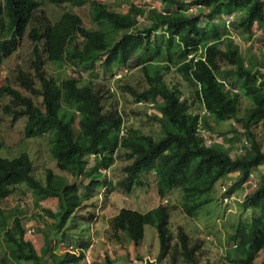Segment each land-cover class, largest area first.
Instances as JSON below:
<instances>
[{
	"label": "trees",
	"instance_id": "1",
	"mask_svg": "<svg viewBox=\"0 0 264 264\" xmlns=\"http://www.w3.org/2000/svg\"><path fill=\"white\" fill-rule=\"evenodd\" d=\"M160 1L167 5L163 11L158 7L131 4L124 13L116 11L113 4L97 0H0V66L27 35L33 42V65L40 85L37 88L34 79L22 76V83L31 91V95H26L8 78L0 86V92L11 98L4 112L13 118H27L25 137L47 138L59 170L48 168L43 181L36 178L34 161L28 152L15 158L0 156V200L12 195L15 187L22 184L33 190L37 206L56 198L58 212L51 209L45 212L58 221L53 228L62 232L68 220L78 215L76 212L81 207L86 208L79 194L82 185L92 192L101 187L112 191L115 187L128 193L132 187L142 184L146 174H152L161 195H165L166 189L182 190L180 207L194 217L211 202V198L197 200V197L210 192L218 181L237 172L224 190L230 197L243 188L254 168L264 165V152L254 130L261 124L264 132V41L260 57L252 53L244 57L239 44L226 38L221 26L215 23L224 13L245 9L239 26L246 33H252L256 23L259 33L264 34V0ZM43 3L73 6L89 3L98 28L85 27L82 17L72 12H65L52 22L41 8ZM189 5L206 9L188 13ZM140 17L148 23L141 24ZM48 63L58 68L69 66L75 72L70 78L59 80L47 74ZM222 64L231 67L223 70ZM82 65L111 75L120 68L141 65L148 87L126 89L136 100L155 101L156 113L151 119L161 126L158 136L126 126L118 109L119 95L110 102L115 90L86 80L87 74L79 72ZM171 68L192 87L191 100L183 98L179 86H171L166 81L165 73ZM234 78H238V83L228 82ZM227 87L237 90L230 94ZM34 95L41 98L40 104ZM244 98H248L251 106L241 114ZM192 102L201 103L205 114L191 112ZM230 119L241 124L249 142L238 157H233L228 147L220 143L207 145L201 132L215 130L212 122L220 124ZM230 129L237 137L242 134L234 125ZM3 146L0 140V150ZM122 154L130 161L123 167L118 186H114L101 169L111 171L116 156ZM81 176L87 178L86 183L77 182ZM242 204L258 214L236 224L228 239L231 248L225 254L227 264H251L254 256L264 251V173L259 185L245 196ZM170 211L163 204L146 212L123 207L109 219L113 236L121 240L125 234L140 244L146 227L150 226L158 236L160 254L169 256L171 262L182 257L189 264H217L204 259L203 242L192 240L183 226L179 225L176 233L170 228ZM92 217L88 211L87 219ZM22 221L17 209L0 207V237L6 245L0 262L45 264L47 253L38 254L32 241L27 239ZM45 251L52 252L54 264H77L85 255L81 252L77 256L69 251L58 255L50 247V239L44 242ZM103 261L114 264L107 252L103 254Z\"/></svg>",
	"mask_w": 264,
	"mask_h": 264
},
{
	"label": "rangeland",
	"instance_id": "2",
	"mask_svg": "<svg viewBox=\"0 0 264 264\" xmlns=\"http://www.w3.org/2000/svg\"><path fill=\"white\" fill-rule=\"evenodd\" d=\"M97 1L108 5L113 4V8L116 11L121 12L128 11L131 4H135L137 6H147L149 8L155 4L157 6L159 5V3L155 2L157 0ZM186 1L188 3L191 2V0ZM189 7L190 6L187 8ZM42 8H44L52 21L60 19L64 12L70 11L72 13H77L82 17L85 27L93 29L98 28L95 21H93V10L90 4H86L82 7H76L70 4L56 5L43 3ZM165 8H167L166 4ZM161 9H164V7H161ZM200 9L206 8L201 7ZM230 15L224 13L221 15L222 17L216 19L215 23L223 29L221 33L226 35V38H229L239 44L240 52L244 57L249 53L260 57L263 52L262 42L264 41V34L259 33L257 24L254 25L252 33H246L243 28L239 26V23L245 17V13L240 9L234 11V17H228ZM140 23H148V21L145 20V18L140 17ZM161 30L162 29H160L158 33H160ZM63 33H66V31L64 30ZM32 49L33 42L27 37V35H25L21 40L19 48L11 55H8L3 64L0 66V86H3L5 81L10 78V83L16 89L26 95H31V91L27 86H25V84L22 83V76L25 75L34 79L37 88L40 86L38 77L35 75ZM230 67L231 66L227 64H222L223 70ZM45 69L47 70V74L50 76H56L59 80L70 78L71 74H73V70L69 66L65 68H58L48 63L46 64ZM80 70H82L83 75L87 74L86 80L90 79L95 83L102 84L105 88L112 89V91L116 90V92L113 93L112 97L109 99L110 102H112L114 101L115 96L119 95L120 101L118 109L123 114L127 126H133L137 129L139 128L145 133L153 134L155 137L158 136L161 126L156 120L151 119V115L154 113V110L149 106H137L135 97L126 89L127 87H133L138 90H144L148 87L147 77L141 65L129 66V73L122 79H116L114 75H111L102 69H92L89 65H82ZM165 79L169 85H177L182 89L183 98H189L191 100V96L194 91L176 69L171 68L170 71L166 72ZM233 81H237L238 83V78H234L228 82L231 83ZM239 86L240 84H238L236 88L239 89ZM236 88L228 87L227 89L228 92L232 94V92L237 90ZM33 97L38 104L41 103V98L39 96L34 95ZM10 102V96L7 93L0 92V140L4 145L0 150V156L15 158L25 152H28L34 161V174L36 178L44 181L45 173L48 168H52L56 172H59L55 164L56 162L50 153L48 140L46 137H25V125L27 118H13L12 115L4 112V107L10 104ZM250 104L251 103L248 98L243 99L241 114L246 108L251 106ZM191 112H199L203 115L205 114V109L201 103L196 102V104H194L192 102ZM212 124L215 127V130H202V134L205 136L207 145L213 142L220 143L223 146L228 147L233 157H238L244 153L242 142L246 139V135L242 133L244 132V129L238 121L230 119L220 124H214V122H212ZM232 125H234L239 132L242 133H240L241 135L239 137H237L234 131L230 129ZM254 130L261 149L264 152V132L261 124L256 126ZM123 154L121 156H116L115 163L111 167V171L109 170L110 175H108V178L111 179L114 186L118 184L119 178L121 179L123 176V167L130 161V159ZM89 161H93V158H90ZM263 173L264 165L254 168L243 188L230 197L226 196L223 185H229L237 175V172L228 175L226 179L218 181L210 192L197 197V200L211 198V202L205 204L194 217L188 216L180 207L183 198L182 190L178 188V190L166 189L165 195H161L159 186L156 183V178L152 174H146V177L142 180V184L132 187V190L128 193H124L123 191H120L119 188L116 189L114 187V190L106 195L107 190H104L106 187H101L99 190H102V193H98V196H100L99 204L96 199L95 204L88 206V209L81 207L79 211L76 212L78 216L74 215L75 219L71 218L68 221L65 231L61 232V230H59L55 240L58 245L56 251L59 253V248L62 247L61 249H63L64 246L66 249H69V245H73L74 247L82 245V241L75 236L85 232L86 237L83 235L80 236L86 238V242L94 239L95 237L98 242L95 244L96 247L98 248L100 246V249L103 250L101 256L102 258L100 259V262H97V264H105L103 261V254L105 252L110 254V256H113L114 264H130L131 262H134L133 258L140 261L141 259L144 260V257L147 256L153 258L156 261V264H189L185 262L182 257H178L174 262H171L169 256L161 255L158 236L156 231L150 226L146 227L145 237L140 244L128 239L125 234H122L121 240L113 236L109 219L118 214L121 207L132 208L143 212L152 209V207H155L158 204L164 203L171 210L169 220L170 228L175 233L179 225L183 226L186 232H188L191 236L192 240H201V242H203L204 247L202 251L206 254L204 259H210L217 264H227L225 254L231 248V245L228 243V239L233 233L236 224L249 221L252 217L258 214L256 210L245 207L242 202L245 196L259 185ZM68 178L69 180H73L69 175ZM77 182L84 184L87 182V178L81 176ZM79 194L84 200H87L86 198L94 195L88 201L96 198L95 192L85 188V184L80 187ZM52 201L53 202L50 203L54 204L57 199L52 198ZM21 202H24V206H21ZM167 202L169 203L167 204ZM0 207L7 210L17 209V212L22 217L24 224L26 226L32 224L35 227L34 236L29 235L35 237V235H37V233L41 230L38 215L40 211L44 210L42 207L51 208V205L47 203L42 204L39 210L38 206L35 204L33 190L26 184H22L15 187L12 195L0 200ZM53 207L56 208V204H54ZM88 211L92 212L93 221H83L80 218L81 216L86 217ZM95 217L97 218L95 219ZM39 237L41 239L42 235ZM30 238L31 237H29V239ZM74 238L76 241L73 242ZM175 242L176 239H174V243ZM5 246V242L0 237V256L3 255ZM62 251L66 252L65 249ZM253 259V263L251 264H264V251L257 253ZM0 264L2 263L0 262ZM80 264L84 263L80 262Z\"/></svg>",
	"mask_w": 264,
	"mask_h": 264
},
{
	"label": "crops",
	"instance_id": "3",
	"mask_svg": "<svg viewBox=\"0 0 264 264\" xmlns=\"http://www.w3.org/2000/svg\"><path fill=\"white\" fill-rule=\"evenodd\" d=\"M241 11L242 12H244V10L243 9H241ZM176 190V189H175ZM178 190V189H177ZM50 202H53L52 201V199H47V200H45L44 201V203H42V204H49V205H51V210L55 213V212H58V210H59V205H58V201H55V203L54 204H56V208L55 207H53V205L54 204H51ZM39 217V220H40V225H41V230H40V232L39 233H37V235H35V237H32V236H29V237H31L30 239L29 238H27V239H29V240H31L32 241V243L34 244V246H35V248H36V250H37V252H38V254L39 255H43V254H46L45 255V257H44V261H45V264H54V262H53V260H52V257H51V255H50V253H52V252H50L49 253V251H45L44 252V242L47 240V239H50V247H52L53 248V250H54V252L55 253H57V251H56V248L58 247V245H57V242L55 241L56 240V236H57V234H58V232H59V230H57V229H54L53 228V226H55L56 224H57V220L55 219V218H49V219H46V218H44V217H42L41 215H38ZM82 220H84V218L83 217H80ZM25 225V224H24ZM39 225V226H40ZM45 229H46V232H45ZM80 234H84L85 235V232H83V233H80ZM40 235H42V238L40 239ZM79 234H77L75 237L76 238H78L79 240H81L82 242L83 241H86V238H84V237H81L80 235L78 236ZM34 236V235H33ZM46 237V238H45ZM74 241H76L75 240V238H74V240H73V242ZM89 241H87L86 242V244L84 245V247H82V245H78V247H76L75 246V250L77 251V256L81 253L80 252V250H82V252H84V254L86 253V251H87V249H88V247L91 245V244H94V246H93V248H92V250H91V257L94 259V264H97V263H95V259H97V261H99L100 262V259L102 258L101 256H102V253H103V250H101L100 249V246L97 248L96 247V245L95 244H97L98 242H97V240H96V238L94 237V239L87 245V243H88ZM54 243H55V246H54ZM81 244V243H80ZM83 244V243H82ZM62 248V247H61ZM61 248H59V253H57L58 255H63L64 253H66L68 250L65 248V246H64V248L63 249H65V251L66 252H63L62 250L63 249H61ZM69 248H74V246L73 245H69ZM63 252V253H62ZM85 256H86V254H85ZM84 256V257H85ZM94 256V257H93ZM84 257H83V259L80 261V262H83L84 264H86V262H85V259H84ZM100 257V258H99ZM113 257V256H112ZM131 258H133V257H131ZM80 262H78L77 264H80ZM2 263V262H1ZM3 264V263H2ZM4 264H6V263H4ZM9 264H31L30 262H19V263H17V262H10Z\"/></svg>",
	"mask_w": 264,
	"mask_h": 264
},
{
	"label": "clouds",
	"instance_id": "4",
	"mask_svg": "<svg viewBox=\"0 0 264 264\" xmlns=\"http://www.w3.org/2000/svg\"><path fill=\"white\" fill-rule=\"evenodd\" d=\"M155 1V0H154ZM186 1V0H185ZM155 2H157V3H159V5L157 6L156 4L155 5H153L152 7H158L161 11H163V10H165V4H163L160 0H158V1H155ZM66 4H69V3H66ZM87 4H89V3H87ZM43 5V4H42ZM71 5V4H70ZM73 6V5H72ZM190 7L189 8H187V12L188 13H193L194 11H199L200 10V8H201V5H189ZM76 7H82V6H76ZM161 7H164V9H161ZM41 8H42V6H41ZM43 10H44V8H42ZM129 9V8H128ZM237 10H240V8L239 9H237ZM237 10H235V11H237ZM244 10V13H245V9H243ZM66 12H70V11H66ZM127 12V11H126ZM126 12H124V13H126ZM65 13V12H64ZM63 13V14H64ZM74 13V12H73ZM233 13L234 12H232L231 14L232 15H230V16H228V17H234V15H233ZM62 14V15H63ZM75 14H77V13H75ZM48 15V14H47ZM61 15V16H62ZM77 15H79V14H77ZM80 16V15H79ZM50 18V17H49ZM145 20H146V18H145ZM52 21V20H51ZM57 21V20H56ZM52 22H55V21H52ZM256 24V23H255ZM254 24V25H255ZM254 27V26H253ZM24 38V37H23ZM22 38V39H23ZM74 72H75V70H73V74H74ZM80 73H83L82 71H79ZM117 73H123L122 74V76L121 77H117ZM129 73V67H124V68H120L118 71L117 70H115L114 71V77L116 78V79H122L125 75H127ZM73 74H71V76L73 75ZM113 75V74H112ZM70 76V77H71ZM228 88V87H227ZM114 92H116V90L114 91ZM136 104H137V106H149L151 109H153L154 110V113H156V109H155V101L154 100H149V101H145L144 99H140V100H136ZM126 122V121H125ZM126 124V123H125ZM127 126V125H126ZM202 132V131H201ZM125 133V130H124V132H122V135ZM204 136V135H203ZM204 139H205V136H204ZM205 141H206V139H205ZM206 144H207V141H206ZM210 145V144H209ZM244 146V141L242 142V147ZM244 150V149H243ZM117 153V152H116ZM93 158V157H92ZM92 164V161L89 163V167H90V165ZM105 174H107V175H110V171H108V170H106V169H101ZM155 177V176H154ZM156 178V177H155ZM156 183H157V180H156ZM158 185V184H157ZM229 185L227 184V186L226 185H223V189H224V187H228ZM109 188H105L104 190H107V193H106V195L108 194V193H110L111 191L110 190H108ZM179 189V188H178ZM114 190V189H113ZM224 190H226V189H224ZM95 192V196H96V198L95 199H92V200H90V201H88V200H85L84 202L86 203V209H88L87 207L88 206H91V205H94L95 204V202H96V199L98 200V204H99V198H100V196H98V193H102V190H99V191H94ZM94 195H92V197H93ZM91 197V198H92ZM90 198V199H91ZM35 199V198H34ZM45 201V200H44ZM44 201H42V202H40V205L38 206V209L40 210V208H41V205H42V203H44ZM169 202H167V204H168ZM35 204H36V202H35ZM158 205H160V204H158ZM158 205H156V206H158ZM163 205H166V204H164L163 203ZM21 206H22V202H21ZM155 206V207H156ZM167 206V205H166ZM44 210L43 211H40V213H39V215H41L42 217H44V218H46V219H51L52 217H50V215H48V213H46L45 212V209H51V208H47V207H42ZM122 208V207H121ZM152 208H154V207H152ZM139 211V210H138ZM147 211V210H146ZM146 211H143V212H146ZM142 212V211H141ZM55 213H57V212H55ZM91 214H92V212H91ZM78 216V215H77ZM79 216H81V215H79ZM92 216H93V214H92ZM21 217V216H20ZM82 217V216H81ZM89 217V216H88ZM22 218V217H21ZM54 218V217H53ZM71 218H73V217H71ZM70 218V219H71ZM84 218V220L83 221H93L94 219H87V216L86 217H83ZM97 217H95V219H96ZM69 221V220H68ZM23 222V221H22ZM24 223V222H23ZM67 224H68V222H67ZM67 224H66V226H67ZM26 226V225H25ZM65 226V227H66ZM65 229V228H64ZM65 231V230H64ZM64 233V232H63ZM80 235H82V234H80ZM29 235H27V237H28ZM83 236L84 237H86L84 234H83ZM29 238V237H28ZM93 240V239H92ZM92 240H89V242L87 243V245L92 241ZM86 243V242H85ZM92 245V244H91ZM90 245V246H91ZM89 246V247H90ZM93 246H94V244H93ZM88 247V248H89ZM69 252H72V253H77V251L75 250V247L74 248H69V249H67ZM80 252H82V250H80ZM86 254V253H85ZM85 256V255H84ZM149 259H148V261H147V263L148 262H153V263H155L156 264V261L153 259V258H151V257H149V256H147ZM113 258V257H112ZM146 257H144V259H145ZM84 259H85V257H84ZM141 259V258H140ZM151 259V260H150ZM133 260H135L134 258H133ZM132 260V261H133ZM140 261H143V259H141ZM140 261H138L137 260V262H140ZM86 262V261H85ZM98 261L97 260H95V263H97ZM132 263H134V262H131L130 264H132ZM87 264V263H86ZM136 264H138V263H136Z\"/></svg>",
	"mask_w": 264,
	"mask_h": 264
},
{
	"label": "built area",
	"instance_id": "5",
	"mask_svg": "<svg viewBox=\"0 0 264 264\" xmlns=\"http://www.w3.org/2000/svg\"><path fill=\"white\" fill-rule=\"evenodd\" d=\"M123 73H117V77H121ZM248 146L249 142L247 139L244 140V146ZM224 189H226V187H224ZM22 206H24V202H22ZM25 232L27 235H34L35 234V227L31 224V225H27L25 226ZM93 248V244L87 249L86 251V256H85V261L87 264H94V259L91 257V250ZM148 257H146L143 261L137 262V260H134V263L132 264H147L148 261ZM151 260V259H150Z\"/></svg>",
	"mask_w": 264,
	"mask_h": 264
},
{
	"label": "water",
	"instance_id": "6",
	"mask_svg": "<svg viewBox=\"0 0 264 264\" xmlns=\"http://www.w3.org/2000/svg\"><path fill=\"white\" fill-rule=\"evenodd\" d=\"M65 233V232H64Z\"/></svg>",
	"mask_w": 264,
	"mask_h": 264
}]
</instances>
